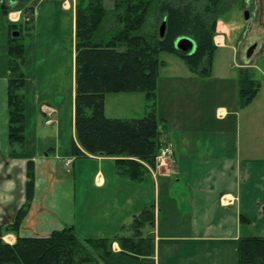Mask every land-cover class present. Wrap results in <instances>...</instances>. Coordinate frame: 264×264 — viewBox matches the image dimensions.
<instances>
[{"label":"crops","instance_id":"crops-1","mask_svg":"<svg viewBox=\"0 0 264 264\" xmlns=\"http://www.w3.org/2000/svg\"><path fill=\"white\" fill-rule=\"evenodd\" d=\"M76 3L24 2L35 8V27L25 34L22 153H13L9 144L8 48L9 27L23 22V10L0 9V227L12 225L27 203L28 164H34L26 216L19 231L4 233L3 241L14 245L18 237L45 238L66 228L84 239L113 237L153 207L155 224L146 229L152 255H123L114 241L106 264H239L240 240L264 237V73L258 80L252 62L255 55L264 61V16L248 23L254 35L249 46L257 45L238 63L241 73L249 71L258 82L249 105L241 104L235 68L215 69L216 53L206 78L165 62L156 112L164 128L159 144L172 147L173 160L145 165L143 177L133 180L118 175L115 158L74 155ZM250 5L264 10V0ZM145 109L144 93L106 95L108 118H137L128 116H144Z\"/></svg>","mask_w":264,"mask_h":264},{"label":"trees","instance_id":"trees-1","mask_svg":"<svg viewBox=\"0 0 264 264\" xmlns=\"http://www.w3.org/2000/svg\"><path fill=\"white\" fill-rule=\"evenodd\" d=\"M229 1L114 0V8L108 10L104 0H77L75 128L78 145L74 146L77 158H115L118 175L133 180L143 177L145 165L154 166L164 129L156 112L159 72L165 66L160 54L176 55L192 74L210 77L218 49L214 37ZM24 2L0 0L4 14L11 7L23 10V22L9 27L8 119L13 153H22L26 145L25 34L35 27V8L25 6ZM116 26V35L110 37ZM183 37L194 41L193 54L182 55L176 50V41ZM119 45L125 49L120 51ZM257 91L258 82L249 71H243L241 104L249 105ZM118 93H144V116L108 118L106 95ZM27 179V203L12 225L0 227V264H106L105 258L112 255L114 241L119 243L123 255L137 259L152 255L153 239L146 234V229L155 224L153 207L140 212L122 234L113 237L84 239L73 228H66L45 238L18 237L14 245L5 243L3 234L19 231L33 198V162L28 164ZM239 251V264H264V237L241 239Z\"/></svg>","mask_w":264,"mask_h":264},{"label":"rangeland","instance_id":"rangeland-1","mask_svg":"<svg viewBox=\"0 0 264 264\" xmlns=\"http://www.w3.org/2000/svg\"><path fill=\"white\" fill-rule=\"evenodd\" d=\"M255 1L256 5H258V3H261V0H254V2ZM251 2H253V0H230L227 6L228 10L220 18L219 30L214 37L215 46L219 47L225 44L223 47H219L217 49L215 55L217 59L215 60L214 67L216 70H219V72L233 66L235 68L234 74L241 77V69L239 68L238 63L243 60L244 56H246L247 54L249 38L254 37L253 34H249L247 26L248 22L245 19V12H249L250 18L252 17V20L255 19V16L257 19L261 18L262 15L264 16V10L259 11L257 7L255 8L256 10H254L252 8L253 5H250ZM110 6L114 7V1L105 3L106 8ZM117 31L118 27L116 26V28L114 29V35H116ZM217 42H219L220 44L218 43L219 45H217ZM118 49L120 51H123L125 49V46L119 45ZM160 60L167 62L170 65L172 63L177 68H183L185 65L184 61L177 58L176 55L168 53L160 54ZM252 62L254 64V67H256L257 69V79L261 80L260 74L264 73V61L259 62L258 57L255 55V57L252 59ZM160 72H164V67L160 68ZM109 96L113 97L115 95ZM112 105L115 106V104L113 103ZM129 115L134 116L128 117L136 116L137 118H141L143 117V112L142 114L133 113Z\"/></svg>","mask_w":264,"mask_h":264},{"label":"water","instance_id":"water-1","mask_svg":"<svg viewBox=\"0 0 264 264\" xmlns=\"http://www.w3.org/2000/svg\"><path fill=\"white\" fill-rule=\"evenodd\" d=\"M249 15H250L249 12L246 11L245 12V19L247 21L249 20ZM165 27L166 26L164 24L161 28V35L162 36L164 35ZM17 35H18V33H14V36H17ZM175 47H176V50L182 55H191L194 53V51L196 49V45H195L194 41H192L191 39L186 38V37L178 39L176 41Z\"/></svg>","mask_w":264,"mask_h":264},{"label":"built area","instance_id":"built-area-1","mask_svg":"<svg viewBox=\"0 0 264 264\" xmlns=\"http://www.w3.org/2000/svg\"><path fill=\"white\" fill-rule=\"evenodd\" d=\"M219 42H217V45ZM156 164L159 166H165L168 163H171L173 160V149L170 145L161 146L159 149L157 156L155 158Z\"/></svg>","mask_w":264,"mask_h":264},{"label":"flooded vegetation","instance_id":"flooded-vegetation-1","mask_svg":"<svg viewBox=\"0 0 264 264\" xmlns=\"http://www.w3.org/2000/svg\"><path fill=\"white\" fill-rule=\"evenodd\" d=\"M247 21V20H246ZM251 21H252V19H249L247 22L249 23V25H250V23H251ZM249 27V26H248ZM256 43H254V44H252V45H250L249 47H248V51H247V56H251V54L254 52V50H255V48H256Z\"/></svg>","mask_w":264,"mask_h":264}]
</instances>
